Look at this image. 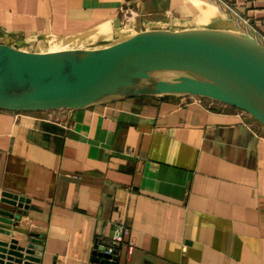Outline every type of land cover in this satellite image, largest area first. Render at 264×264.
I'll use <instances>...</instances> for the list:
<instances>
[{"label":"crops","instance_id":"1","mask_svg":"<svg viewBox=\"0 0 264 264\" xmlns=\"http://www.w3.org/2000/svg\"><path fill=\"white\" fill-rule=\"evenodd\" d=\"M229 1L248 22L211 0H0V43L43 53L209 28L264 46V0ZM126 7L134 18L123 25ZM86 36L100 46L87 48ZM3 212L13 217L0 220L9 231L0 240H40V264H101L95 246L119 233L118 264H264V126L230 105L175 95L0 109Z\"/></svg>","mask_w":264,"mask_h":264},{"label":"water","instance_id":"2","mask_svg":"<svg viewBox=\"0 0 264 264\" xmlns=\"http://www.w3.org/2000/svg\"><path fill=\"white\" fill-rule=\"evenodd\" d=\"M166 72L182 76L162 78ZM138 95L203 97L240 109L264 126V46L243 32L209 28L147 29L101 48L57 52L0 43V109L75 110ZM4 201L28 203L11 193H4ZM1 215L11 223V213ZM0 233L9 231L0 226ZM41 244L35 238L26 245L0 240V264H40ZM95 248V261L118 264L117 251L109 255Z\"/></svg>","mask_w":264,"mask_h":264},{"label":"built area","instance_id":"3","mask_svg":"<svg viewBox=\"0 0 264 264\" xmlns=\"http://www.w3.org/2000/svg\"><path fill=\"white\" fill-rule=\"evenodd\" d=\"M211 1H215L218 6H220L222 9H224L228 14L233 15V17L235 19L242 18L244 22H248V19L243 17L240 14V12L238 11V7H237L236 3L229 1V0H211ZM121 12H122L121 19H122L123 25L126 23H129L130 20L134 18V12L132 11V9H130L128 7L122 9ZM136 14L138 15V13H136ZM179 97H181V103H183V104H187L189 102H199L203 98V97H198V96H179ZM122 238H123L122 235L119 233V234H116L111 239H109V242L107 243L106 247L104 248V252L106 254H109V255H114V252L117 251V249H116L117 245L119 243H121L123 240ZM127 247L129 249V252H130L132 249V243H130V244L128 243ZM109 260L112 261L113 259L110 258Z\"/></svg>","mask_w":264,"mask_h":264},{"label":"rangeland","instance_id":"4","mask_svg":"<svg viewBox=\"0 0 264 264\" xmlns=\"http://www.w3.org/2000/svg\"><path fill=\"white\" fill-rule=\"evenodd\" d=\"M96 37L95 36H91V37H85L83 40H84V42L86 43V44H89L88 45V47L87 48H92V47H97V46H100V45H98V44H94L93 42H97V41H95L96 39H95ZM109 43V42H108Z\"/></svg>","mask_w":264,"mask_h":264},{"label":"bare ground","instance_id":"5","mask_svg":"<svg viewBox=\"0 0 264 264\" xmlns=\"http://www.w3.org/2000/svg\"><path fill=\"white\" fill-rule=\"evenodd\" d=\"M81 49H86V48H81ZM62 51H66V50H62ZM53 52H57V51H53ZM182 75L181 74H175V73H172V72H166V73H163L161 75L162 78H171V77H181ZM185 77H195V76H185Z\"/></svg>","mask_w":264,"mask_h":264}]
</instances>
